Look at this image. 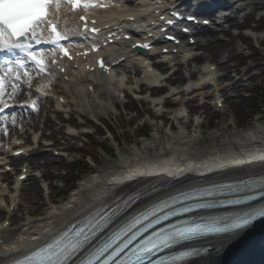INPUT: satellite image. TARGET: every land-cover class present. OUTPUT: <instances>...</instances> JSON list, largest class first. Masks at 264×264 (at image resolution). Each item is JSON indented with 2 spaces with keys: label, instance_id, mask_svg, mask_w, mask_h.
Returning <instances> with one entry per match:
<instances>
[{
  "label": "snow or ice",
  "instance_id": "6c2138e0",
  "mask_svg": "<svg viewBox=\"0 0 264 264\" xmlns=\"http://www.w3.org/2000/svg\"><path fill=\"white\" fill-rule=\"evenodd\" d=\"M154 2V7H129L124 0H0V54L4 56L0 62V134L8 135L9 123L16 126L17 116H22L18 109L38 111L37 100L32 99L33 80L43 75L50 83L57 71L65 73L68 64L61 61L72 62L77 57L87 58L89 53H95L99 68L113 75V69L101 55L104 44L97 40L101 31L96 26L97 21H88L90 12L120 9L115 19L137 23L138 16L152 13L169 26L178 20L197 22L195 16L181 14L174 4L169 5L173 9L170 14L161 13L159 9L165 4L161 0ZM169 15L171 18L166 19ZM65 16H71L78 23L70 27L68 20L63 19ZM202 22L210 23L207 19ZM160 30L166 32L163 27ZM181 30L190 31L186 27ZM72 37H80L82 41H73ZM112 39L108 36L104 43ZM123 39L133 41L135 38L125 35ZM167 39L180 44L173 35H167ZM131 46L148 50L153 47L146 39L136 40ZM64 79L69 77L65 75ZM47 87L40 85L35 91L47 96ZM22 91L30 103L17 99ZM10 108L17 110L8 112ZM20 179L25 177L22 175ZM117 195L119 193H114L113 199ZM99 207L100 211L93 209L94 215L85 214L89 217L88 223L80 228L74 224L60 227L64 218L54 209L48 222L58 226L56 240L34 248L23 243L12 244L8 251H17L0 256V264H77V260L79 264H187L201 252L208 251L193 247L192 242L216 237L223 247L226 242L239 239L254 221L264 218V174L236 183L157 195L143 201L138 200L137 195H130L123 203L116 202L114 207ZM218 209L224 211L217 213ZM184 216L188 218L179 219Z\"/></svg>",
  "mask_w": 264,
  "mask_h": 264
},
{
  "label": "rangeland",
  "instance_id": "374dc122",
  "mask_svg": "<svg viewBox=\"0 0 264 264\" xmlns=\"http://www.w3.org/2000/svg\"><path fill=\"white\" fill-rule=\"evenodd\" d=\"M251 2H256V8L264 7V0H250ZM250 9V8H249ZM251 10V9H250ZM256 21V20H255ZM235 25H239V22H235ZM262 27V24H259V28ZM260 35V34H259ZM213 35H210V33L205 34V38H210ZM264 34H261L260 37L262 38ZM219 37L222 38L223 42L222 44L212 45L210 47L203 48L198 53L201 54V59L198 65L193 64L192 66L195 67V71H185V73L178 74L177 80L180 83H185L187 81V77L195 74V76H198L197 73L199 72V67L201 68L205 63H213L217 64L221 67V71L223 74H226L228 76L229 82H226V84H221L220 88H226L225 91V97L227 99V107L226 111L228 116L225 118L224 116L218 115V122L214 123V121L211 123L214 128H223L225 125H229L235 120H243L246 116V103L244 101L245 92L249 91L252 86H249L250 81L248 78H250L253 75H257V78L255 80L256 83H259L261 80L264 79V73L261 71V68L258 64H253L252 62H245L247 57L250 55V52L248 48H242L243 44L241 40L238 38H231L230 36L225 37L222 35H219ZM242 39V38H241ZM260 41V39H259ZM238 49L240 51V54L235 57H230L231 53H234V51ZM252 55V54H251ZM229 58V59H227ZM228 60V61H227ZM191 66V67H192ZM239 68L238 73L236 68ZM186 67L184 68V70ZM253 74H250V73ZM231 85V88H233L232 91L228 89L227 84ZM255 83V84H256ZM227 86V87H226ZM85 90V89H84ZM82 92V91H81ZM217 92H210L205 91L200 93L201 98L197 101V103H190L188 107L191 110H194L195 108H198V106L202 105V102H204L205 96H210L212 94H216ZM72 96H77V94H74ZM70 97V95H69ZM105 99L104 102H100L97 98H92L87 94V96L79 95L77 98L72 99L71 101L75 100L81 105L80 107V113L75 112L76 116H71L70 122L72 124H80L82 122H88L89 118H96L101 119L102 122H105L107 126H110L113 128L114 131H116V136L118 139H120L122 142H124V146L122 147V150H126L130 148V145L127 147L126 142L129 140L130 142H135V136L137 134L138 128L145 122V124L149 123L151 132H155L156 129L162 130V124L160 122L155 123L153 120L147 116V112H149L151 115L156 114L157 112L151 111V107L141 105L140 103L132 102L133 108H135L137 114H140V116L143 117L142 120L137 122V126L134 128H130L128 126V121L124 122L123 117L120 116L118 111H115L113 108H111V104H113L116 99L111 97H103ZM182 98V101L188 103V101L192 98L190 96L185 97H178V99ZM176 98V100H178ZM206 102V101H205ZM204 102V103H205ZM103 103H106L108 108H105ZM211 103V104H210ZM51 103L49 101L43 102V108L41 109V113L39 115H33L31 118L25 120V122H28L30 125L27 126V131L25 133V138L28 137L29 134H32L34 132H37L40 134L41 132L45 133L44 135H52L53 142L55 143L56 147L54 149L57 150V152H60V148H65V151L62 152L61 155L63 156H56L53 155L52 152H44L41 149H38L35 151V154L33 157H31V166H32V172L36 175L43 174L42 178H31L30 182L25 185L26 189L23 191V201H21V207L22 210L19 211H12L9 210L8 213L5 215L0 214V223L5 219V217L9 215L16 214L13 217L14 219H17L21 224L25 223V220L29 219V217L26 215L27 211L31 210L33 211L34 208H36L35 214L36 215H44L48 212L50 207H48V199L47 194L43 191L45 186L50 188L51 191V199L57 202H61L63 200V195L66 197L68 196V191L70 190V186L74 184L75 175L77 173V170H80L85 167L86 162H89V159H86L85 161L80 160L79 153V146H81L79 143L80 140L77 139L78 137H68L66 134H72L69 126L65 123L62 126H66L62 128L60 125L62 121L67 120L68 117L59 115L55 113L54 107L51 108ZM124 105L122 104L121 107ZM202 109L206 110V120L204 122L203 128L208 129L210 124V121L215 116L216 112L214 107V102L211 100L210 102L207 101L206 105H202ZM120 107L121 113L123 108ZM202 109L200 112H202ZM78 110V109H77ZM224 111V110H223ZM79 115H84L85 119L80 118ZM80 132V131H79ZM72 134L74 136H77L79 133ZM164 133V132H163ZM77 139V140H76ZM92 145L85 146L84 151L88 152L89 154H93V156L100 160L102 163L107 161L109 159L101 149H98L96 146L103 144V138L99 137L97 134L92 138ZM60 146V147H59ZM108 148L109 146L116 148V145L110 142V145H102ZM93 147V148H92ZM110 148V147H109ZM53 149V151H54ZM88 150V151H87ZM65 156V158H64ZM82 157V156H81ZM15 166L19 168L21 166L22 161H13ZM38 169V171H37ZM77 169V170H76ZM17 173H13L12 175H8L7 178L11 181H14L17 177ZM86 174L83 176L85 177ZM34 184V185H33ZM5 190L0 189L1 192ZM9 193V191L5 192ZM31 195L33 198L31 201L29 200V196ZM46 197V198H45ZM21 198H19V201ZM15 229H18L19 227H14Z\"/></svg>",
  "mask_w": 264,
  "mask_h": 264
},
{
  "label": "bare ground",
  "instance_id": "6f19581e",
  "mask_svg": "<svg viewBox=\"0 0 264 264\" xmlns=\"http://www.w3.org/2000/svg\"><path fill=\"white\" fill-rule=\"evenodd\" d=\"M214 32L218 33L217 29L214 30ZM220 33H227V29L222 28V32H220ZM207 42H208V44L207 43H200V44H202L203 46H212L213 44H215V45L222 44V39H221V37H215V40L208 39ZM236 53H238V50H236L234 53H231L230 56L233 57L234 55H236ZM208 66H210V65H207V67ZM212 75L213 74H211V76ZM68 77L70 80H72V85H76V86L81 85L80 88H82L83 84H85L86 78L91 77V78L95 79L94 76L87 75L84 71H75V72H73V74L71 76H68ZM41 84L47 85L45 83L44 84L41 83ZM89 84H91V83H89ZM151 94H154V91H152ZM58 106H61V104L58 103ZM183 111H184V109L181 110V112H183ZM223 113L226 115L227 111L225 110ZM163 117H165V116L163 115ZM165 119H166V117H165ZM223 129H225V127ZM198 164H200V163H198ZM199 166L200 165H197L193 168H190L191 172L192 173L196 172L199 169L198 168ZM260 169H264V163L229 170L227 172L222 173L220 176L242 174V173L256 171V170H260ZM170 172H173V176H176L175 175L176 171H174L172 168L170 169ZM218 177H219V175H218ZM99 181H102L103 184L105 182H108L103 177H95L94 179H90L88 181H83V183L80 185V188H78L77 191L72 196V198H71L72 200L64 206L57 207L55 209V211L60 212L62 214V216L66 215V214H69V216H74L75 214H78L81 210H83V208H85V206H80L76 210L71 211V208L76 206L77 203L80 204V202H82V201H85L88 205L91 203H95L94 200L100 196V194L102 193V190H99V187L92 188V189H91V187H93ZM195 181H196V179L192 176H181L180 178L176 177V179H167V180H163L162 178H156V179H147L144 181H138L136 183L130 184L128 186L120 187V188L122 191H128L131 189L130 193L134 194V193L145 191L147 188H150L154 184L165 185V184L169 183V188H170L169 190H173V189H176L177 187L188 185V184L195 182ZM16 186L18 188V190L16 192H19V187L21 186V183L19 182V180L16 181ZM161 194H163V193H161ZM161 194L159 196H161ZM28 196H29V200L31 201V199L33 197L31 195H28ZM69 205H71V207H69ZM33 211H36V208H34ZM33 211L29 210L28 212L30 213ZM53 211L49 212V214L45 218L46 222H42L40 224V226L37 227V229H36L37 231L42 232L43 228H45V227L47 228V226L48 227L51 226V223H49L48 221L52 218L50 214L53 213ZM25 227H26V225H25ZM2 230H3V227L1 224L0 225V234H2V236H0V239H4V236L6 234L5 232H2ZM250 234H251V236H250ZM22 237L25 239H22ZM241 238H243V239H241ZM28 239H29V235H22L19 238H17L16 241H12V243H14V244H17V243L22 244L23 243L24 244V243H26V240H28ZM242 244H245L246 248H240V246ZM213 245L220 247L218 240L213 242ZM7 247L8 246L5 244L0 245V256H2L4 254L10 255V253L8 251H6ZM225 247H227V248H225ZM221 248L224 249V251L221 255L206 257L204 259H200V260L194 262V264H264V239L262 238V236H254V235H252V233L247 232L237 240L226 242L225 245Z\"/></svg>",
  "mask_w": 264,
  "mask_h": 264
}]
</instances>
